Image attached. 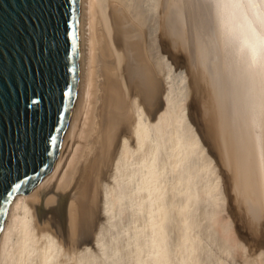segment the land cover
I'll return each instance as SVG.
<instances>
[{"label":"bare ground","instance_id":"obj_1","mask_svg":"<svg viewBox=\"0 0 264 264\" xmlns=\"http://www.w3.org/2000/svg\"><path fill=\"white\" fill-rule=\"evenodd\" d=\"M81 30L66 140L0 264H264V70L207 0H81Z\"/></svg>","mask_w":264,"mask_h":264},{"label":"water","instance_id":"obj_2","mask_svg":"<svg viewBox=\"0 0 264 264\" xmlns=\"http://www.w3.org/2000/svg\"><path fill=\"white\" fill-rule=\"evenodd\" d=\"M84 47L81 0H0V229L15 194L57 164Z\"/></svg>","mask_w":264,"mask_h":264},{"label":"snow or ice","instance_id":"obj_3","mask_svg":"<svg viewBox=\"0 0 264 264\" xmlns=\"http://www.w3.org/2000/svg\"><path fill=\"white\" fill-rule=\"evenodd\" d=\"M207 4L220 28L233 37L238 53L264 70V0H207ZM237 19L243 23L234 27Z\"/></svg>","mask_w":264,"mask_h":264}]
</instances>
